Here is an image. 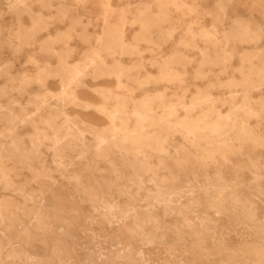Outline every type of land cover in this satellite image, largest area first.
Instances as JSON below:
<instances>
[{
  "label": "rangeland",
  "instance_id": "1",
  "mask_svg": "<svg viewBox=\"0 0 264 264\" xmlns=\"http://www.w3.org/2000/svg\"><path fill=\"white\" fill-rule=\"evenodd\" d=\"M0 264H264V0H0Z\"/></svg>",
  "mask_w": 264,
  "mask_h": 264
},
{
  "label": "bare ground",
  "instance_id": "2",
  "mask_svg": "<svg viewBox=\"0 0 264 264\" xmlns=\"http://www.w3.org/2000/svg\"><path fill=\"white\" fill-rule=\"evenodd\" d=\"M110 6V5H109ZM113 8V7H112ZM73 70V69H72Z\"/></svg>",
  "mask_w": 264,
  "mask_h": 264
}]
</instances>
